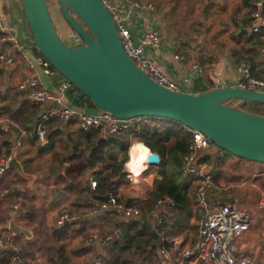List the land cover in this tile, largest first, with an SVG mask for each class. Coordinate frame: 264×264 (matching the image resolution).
Listing matches in <instances>:
<instances>
[{
	"label": "crops",
	"instance_id": "obj_1",
	"mask_svg": "<svg viewBox=\"0 0 264 264\" xmlns=\"http://www.w3.org/2000/svg\"><path fill=\"white\" fill-rule=\"evenodd\" d=\"M136 1L140 3L138 7L125 9V13L128 16L129 25L139 22V26L136 29L130 28V26L129 28L136 37L145 30L157 32L160 39L158 47L155 49L145 48L144 55L176 85L178 92L194 95L220 87L234 86L238 79L237 69L243 62L233 57V50L239 49L238 46L242 43V38L238 42L234 39L242 32L246 36L251 35L244 25V12L241 9L237 12L240 1L232 7H228V4L233 5L234 0ZM14 4L19 5L18 0H15ZM147 4H150L151 8L146 7ZM9 7L10 5L5 0H0V31L15 38L18 49H14L12 52L13 64L9 68L0 69V106L9 104L11 109L18 110L24 99L20 93L14 90V87L23 78L34 76L53 98L58 99L57 104L61 107L85 114L100 112L95 107H89L85 99L74 90L59 93L56 84H53L41 73V70L36 66L40 57L31 46L22 11L18 10L15 16H11L8 13ZM183 22L187 23V27L190 28L186 33L188 35L184 34L186 25ZM220 22L222 24L219 29ZM229 28L231 29L229 30ZM230 35H234V39ZM261 41L263 45L256 47L257 52L264 48V36ZM2 48L8 49L5 44ZM247 52H241V57L246 58L249 54ZM177 56L182 59H176ZM260 57L256 58L257 61L260 60ZM206 60H210L209 64ZM27 62L33 66L32 69L27 68ZM193 66L199 67V71H196ZM254 73L257 77L264 79V72L260 68H255ZM37 106L39 107L38 111H41L42 107ZM1 109L0 107V163L6 156V154L4 155L6 146L3 142H7L9 155L15 151L22 171L24 174L32 176L33 179L28 183L13 168L7 169L0 177V193L4 192V195L0 197V236H12L7 229L9 221L28 230L31 233L29 239L21 235L13 236L16 238L14 242L18 254L21 242L33 239L40 241L34 255L29 252L25 253L24 264H49L45 255L56 243L51 240L50 233L60 227L56 225V219L66 212L70 215L68 223L75 228L73 229L75 232L63 240L65 250L70 255L69 264H95L94 260L97 257H101V264L106 255L104 245H101L99 240L106 234H112L118 224L128 221H124L120 213L114 211L94 214L89 212L92 205L90 207L91 199L87 195L88 177H91L97 168L90 167L85 162L79 163L78 159L84 160V157L76 155L72 145L79 136L81 144L78 145L77 150L85 151V147L92 143L84 141L82 132L56 119L45 123L44 139L40 142L34 133L38 123V120L36 121L38 114L32 124L27 125V130L18 129L20 132L14 133L9 130V126H13L9 112L4 113L5 111L2 110V112ZM146 124L150 130L171 128L169 123L162 124L160 121L157 123L147 121ZM171 131L179 136L186 132L185 128L179 126H174ZM116 139L127 141L128 145L131 142V139L123 134L118 135ZM137 139L140 142V138ZM176 139L178 136L169 137L162 144L169 147L179 141ZM129 148L130 145L127 149L125 163L129 159ZM180 148V146L174 148L179 159L182 155L179 154ZM169 155V152L165 153L162 161H167ZM217 155L222 156L220 152ZM120 158L121 154L116 153V159ZM208 159L210 160L209 164H214L210 156ZM232 161H235V164L239 162L249 177L241 182L237 180L238 178L232 177L228 180L230 184L226 187L215 188L209 196V205L227 203L240 206L249 213V228L235 241V249L238 252L237 255H251L255 264H264V211L255 207L260 194L264 191V166L255 165L253 162H244L234 157L224 159L220 166V175L213 178L216 187L217 184L223 183L221 167L224 164L230 165L229 162ZM159 164L160 162L157 165L148 166L143 172V175H147L148 192L143 188V186L146 187L145 185L126 183V185L120 184L119 186L117 184L112 193L116 195L118 202L127 205L126 202L131 201L133 205L130 206L138 205L139 207L148 203L152 181L160 178L157 175ZM232 166H234L233 163ZM179 171L181 172L180 167ZM179 177L181 181L186 177L189 178L186 185L181 184L180 186L185 191L189 205L186 212H180L177 215V218L181 219L187 228L182 230L172 228L170 220L167 219L169 208L155 209L154 203L151 210L139 208L143 211L142 219L131 220L147 221L154 226L156 216L164 218L159 229H157L158 227L155 228L156 230L149 229L154 234L153 238L150 232L145 233V238L156 246L154 251L157 258L151 264H177L160 257L159 251L162 250V246L167 245L164 249L169 251V255L174 259L176 251L188 248L196 237L197 225L202 212L194 205L193 201L194 179L191 176L183 175L182 172ZM254 192L258 193L255 201L252 196ZM146 196L148 198H144ZM12 205H17L18 209L12 211ZM92 233H95L93 234L95 240L89 243L87 237ZM18 264H22L21 261H18ZM132 264H143V262L134 258Z\"/></svg>",
	"mask_w": 264,
	"mask_h": 264
},
{
	"label": "water",
	"instance_id": "obj_2",
	"mask_svg": "<svg viewBox=\"0 0 264 264\" xmlns=\"http://www.w3.org/2000/svg\"><path fill=\"white\" fill-rule=\"evenodd\" d=\"M18 3L36 53L99 111L122 120L165 119L200 132L211 143L204 154L212 162L223 151L237 159L264 164V117L224 104L230 101L264 105L263 93L234 86L194 95L168 91L153 83L126 57L115 25L99 0H57L63 21L81 40L78 46H67L60 40L45 0ZM133 46H137L136 40ZM158 163L159 158L148 166ZM6 167L15 169L28 183L33 179L22 171L15 151ZM7 229L12 236H31L12 221Z\"/></svg>",
	"mask_w": 264,
	"mask_h": 264
},
{
	"label": "built area",
	"instance_id": "obj_3",
	"mask_svg": "<svg viewBox=\"0 0 264 264\" xmlns=\"http://www.w3.org/2000/svg\"><path fill=\"white\" fill-rule=\"evenodd\" d=\"M103 7L108 12L112 22L115 25L117 35L120 41L121 49L128 59L132 61L135 67L153 83L165 88L171 92H177L176 85L170 81L160 69L152 64L144 55L145 48H157L160 39L155 30H145L141 32L139 37H136L131 32L125 9L129 10L138 7L140 4L136 0H99ZM254 11L248 16V25L246 30L249 34H257L260 29H264V14L261 12L262 0L253 2ZM146 7L151 8L150 4ZM57 31V30H56ZM129 31L131 35H129ZM29 34V32H28ZM58 36L59 33H57ZM65 39L70 40L72 46L81 44V40L77 34L68 28ZM30 39V35H29ZM136 40L137 46H133ZM31 43V40H30ZM3 44L7 45L8 49H3ZM18 49V43L15 38L0 31V69L9 68L13 64V50ZM262 58L261 69L264 72V48L260 49ZM181 60L182 57H175ZM27 68L32 69L33 66L27 62ZM36 66L41 70V73L49 78L51 82L56 84L59 93L71 91L73 87L63 80L50 65L39 58ZM196 71L199 67L193 66ZM251 65L242 62L238 69V79L234 87L247 92H257L264 94V80L255 78L250 73ZM14 90L22 95V98L33 105L42 107L39 111L34 133L37 140L40 142L44 139L45 123L51 119L64 122L71 127H74L79 132H88L95 130L102 138L117 137L125 135L131 140L137 139L139 131L147 128L145 125L146 119L142 117H134L129 119H116L104 112L96 114H85L75 111L70 108L61 107L58 99L53 98L48 90L41 86L37 78L28 76L19 81ZM190 134L189 140L185 146L184 153L180 156V169L183 175L191 176L194 179L193 201L194 205L202 212L197 225L196 237L193 243L186 249L176 251L175 258L169 255V251L160 250V257L171 260L177 264H255V260L251 255L239 256L235 249V241L239 239L249 228L250 215L245 210H238L232 204H215L209 205V196L211 192L218 188L214 184L212 176V164L200 161L204 153L211 148V143L207 137L197 131L185 129ZM19 146V143H17ZM10 160V155L5 157L0 163V177L7 170L6 164ZM129 160V159H128ZM123 165L122 173L129 185H136L139 182H145L146 178L143 173L139 177L129 178L128 173ZM88 186L92 190L95 187V182L91 177H88ZM4 192L0 193V197ZM172 201L166 195L158 198L154 202V208L159 209L171 205ZM256 207L258 210L264 211V191L260 194ZM18 209L17 205H12L11 210ZM118 212L124 221H131L144 217L143 211L137 206H128L118 202L115 194L110 192L103 202H94L90 209V214L104 212ZM70 216L62 213L56 220L57 226H62L65 222H69ZM161 225V218L156 216L154 219V227ZM112 234L104 235L100 240L101 245L107 244L119 233L118 227L114 228ZM88 242H93L95 236L89 235ZM12 251V260L10 264H18L15 256L18 250L15 247L14 237L10 235L0 236V250ZM236 254V255H235ZM101 257L94 260L95 264H100Z\"/></svg>",
	"mask_w": 264,
	"mask_h": 264
},
{
	"label": "trees",
	"instance_id": "obj_4",
	"mask_svg": "<svg viewBox=\"0 0 264 264\" xmlns=\"http://www.w3.org/2000/svg\"><path fill=\"white\" fill-rule=\"evenodd\" d=\"M239 1L240 5L238 6L237 12L239 9L244 12V25L246 27L248 25V16L255 10L253 2L257 0ZM260 10L264 13V0H262V7ZM262 36H264V29H260L257 34H251L248 36L242 32V34L236 36V39H234V35H230V37L236 42L242 38V43L238 46L239 49L233 50V57H235L236 60H241L251 65L250 73L255 78H259L254 73V70L255 68L261 69L262 59L260 57V60L257 61L256 58H258L260 54L257 51L254 52V49H256L257 46L260 47L263 45L261 41ZM245 51H248L247 53L249 54L246 58H243L240 53ZM209 61L210 60H206L207 64H209ZM73 90L74 89H72V91ZM78 94L85 99L89 107H93L87 98L79 92ZM224 104L246 113L264 117L263 104L237 103L230 101H227ZM0 107L2 108L1 111H5L4 113L9 112L10 120L13 124V126H9V130L17 134L20 132L18 129L27 130V125L32 124L33 119L36 118L39 112V107L37 105L30 104L26 100L21 103L18 110L11 109L9 104H3ZM88 111L91 112L90 110ZM146 120L154 123H157L158 121H160V123L162 122V124L169 123L171 128L164 127L160 130L156 128L152 130L144 128L139 131L140 142L147 144L152 152L157 154L160 162L157 170V175L160 178L152 181L151 191L147 200L148 203L142 204L143 206L140 208H147L148 210H151L152 204L155 200L166 195L172 201L171 205L166 206V208H169V216H167V219L170 220L172 228L175 227L177 230L185 229L187 226L183 224L181 219L177 218V215L180 212H186L189 205L185 191L180 188L181 184L186 185L189 182V178L186 177L182 179V181L179 179V175L181 173L179 171L180 159L179 157L177 158L174 148H178V146H180L181 148L179 150V154H183L190 134L185 132L180 136L176 135L174 131H171V129H173L174 126H181L175 122L167 120H164L163 122L162 120L154 118ZM15 123L17 127L15 126ZM82 133L84 134V141L86 143L91 142L92 144L86 146L85 151L77 150L78 145L81 144V137L79 136L75 141L73 140L74 143L72 147L73 152L76 155L79 154L84 157V162L86 164L90 165V167L97 168L91 175L92 181L95 182V187L92 190L87 188V195H89V198L91 199V207L94 202H103L105 200L104 197H107V195L114 190L117 184L119 186L120 184H126L124 174L122 173V167L127 160L128 142L116 139V137L102 138L95 130ZM172 136H178V139L176 140L179 141L169 147L164 146L162 143ZM3 144L6 146L4 155L6 154L5 157H8L9 153L7 150H9V144L7 142H3ZM168 152L170 153L169 158L165 162L164 160L162 161V157ZM116 153L121 154V158L119 160L116 159ZM225 156L219 157L216 155L214 164H212L213 178L220 175V166L224 162ZM200 161L210 163L208 156L205 154L201 156ZM126 204L128 206L133 205L131 201L126 202ZM163 222L164 218H161V225ZM117 227L119 229L117 236L104 245L106 258L101 264H132L134 258L141 260L143 264H151L156 261L157 254L154 251L156 246L154 243L150 242L149 239L145 238V233L150 232L149 229L151 228L155 229L154 226L149 224L147 221H128L118 224ZM73 229H75L74 226L68 223L67 225H62L51 231V240L56 243L52 245L50 251H48L45 255L49 264H69L70 255L65 250L63 240H66L70 234L75 232ZM157 229H159V227ZM150 234L153 238L154 234L152 232H150ZM15 239L16 238H14V241ZM39 244L40 241L38 239L21 242L19 245V254L15 257L16 262L18 263V261H21V263L24 264L25 253L29 252L34 255V252L39 247ZM162 247L163 248L161 249L165 250L164 248H166L167 245H163ZM12 256V251L9 249L4 251L0 250V264H9Z\"/></svg>",
	"mask_w": 264,
	"mask_h": 264
},
{
	"label": "rangeland",
	"instance_id": "obj_5",
	"mask_svg": "<svg viewBox=\"0 0 264 264\" xmlns=\"http://www.w3.org/2000/svg\"><path fill=\"white\" fill-rule=\"evenodd\" d=\"M217 1H219V0H217ZM5 2L10 5V7L8 9V13H10L11 16L12 15L15 16L17 14V11L18 10H21V8H20L19 5H15L14 4L15 0H5ZM45 3H46V6H47V9H48V12H49L51 21L53 23V26L57 30V33H59V35H60L59 36L60 40L65 45L72 46L71 41L64 38V36L67 33L68 26L65 24V22L63 21L61 15H60L59 8H58V5H57V0H45ZM237 3H239V0H234V4L233 5L228 4V7H232V6L236 5ZM24 23H25V20H24ZM131 24L129 25V23H128V25L130 26V28L133 27V29H136L137 26H139V22L132 24V26H131ZM183 24L186 25L185 26V31H184V34H186L189 31L190 28L187 27V23L185 24V22H183ZM221 24L222 23L220 22V24L218 25V28L221 26ZM230 29L231 28H229V30ZM186 35H188V34H186ZM139 36L140 35H138V37ZM190 36H192V35H190ZM256 51H257V49H254V52H256ZM145 119H150V118L146 117ZM164 120L165 119H163L162 121L164 122ZM137 138H139V136ZM137 142H139L138 139H136V140L135 139L134 140L132 139L129 145H132V144L137 143ZM220 154L222 156H225L226 155L225 156V159H227V158H233V156H231L230 154H227V153H225L223 151H220ZM78 162L79 163H83L84 160L78 159ZM244 162H247V161H244ZM229 163H230L231 166L229 164H224L223 167H221V174H222L221 177L223 178V183L221 185L217 184V187L218 188L226 187L228 184H230V183H228L229 182L228 180H230V178H232V177L238 178L237 180L239 182H241L244 179H246L247 177H249V175H247L245 169L239 164V162H237L236 164H235V161L234 162L232 161V162H229ZM232 163L234 164V166H232ZM253 163H255V162H253ZM255 165H261V167L264 166V164H260V163H255ZM146 176L147 175H143L144 178H146ZM138 184H141L140 186L145 185L147 188L144 187V186H143V188H144V190H146L148 192L147 179L145 180V182H139ZM138 184H136V185H138ZM252 196H253L254 201H255L256 198L258 197V193L254 192ZM144 198H148V197L146 196ZM135 206L139 207L138 205H135ZM255 207H256V205H255ZM236 208L238 210H240V211L244 210V208H242L240 206H236ZM256 209H257V207H256ZM93 234H95V233H92L91 235H93Z\"/></svg>",
	"mask_w": 264,
	"mask_h": 264
},
{
	"label": "clouds",
	"instance_id": "obj_6",
	"mask_svg": "<svg viewBox=\"0 0 264 264\" xmlns=\"http://www.w3.org/2000/svg\"><path fill=\"white\" fill-rule=\"evenodd\" d=\"M157 159L147 144L143 142L134 143L130 145L129 160L125 165V170L130 179L139 177L147 169L149 163Z\"/></svg>",
	"mask_w": 264,
	"mask_h": 264
}]
</instances>
